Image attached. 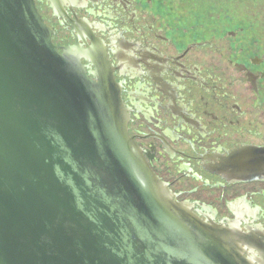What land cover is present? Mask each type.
<instances>
[{
  "label": "water",
  "instance_id": "1",
  "mask_svg": "<svg viewBox=\"0 0 264 264\" xmlns=\"http://www.w3.org/2000/svg\"><path fill=\"white\" fill-rule=\"evenodd\" d=\"M53 32L0 0V264H257L155 173L107 62Z\"/></svg>",
  "mask_w": 264,
  "mask_h": 264
},
{
  "label": "flooded vegetation",
  "instance_id": "2",
  "mask_svg": "<svg viewBox=\"0 0 264 264\" xmlns=\"http://www.w3.org/2000/svg\"><path fill=\"white\" fill-rule=\"evenodd\" d=\"M36 5L55 44L79 40L89 71L96 70L97 52L107 62L129 114L130 135L175 197L209 223L241 229L249 243L245 256L263 261L259 20L244 26L235 21L231 28L222 16L214 22L195 16L175 0H36Z\"/></svg>",
  "mask_w": 264,
  "mask_h": 264
},
{
  "label": "rangeland",
  "instance_id": "3",
  "mask_svg": "<svg viewBox=\"0 0 264 264\" xmlns=\"http://www.w3.org/2000/svg\"><path fill=\"white\" fill-rule=\"evenodd\" d=\"M188 2V0H186ZM185 4V0H175L177 5L185 8L186 12L201 18L210 17L213 22L222 16L224 25L237 24L248 25L259 20L258 30L264 31V0H195ZM180 2V3H179ZM227 16L231 18H227ZM214 18V19H213ZM210 20V22L212 21Z\"/></svg>",
  "mask_w": 264,
  "mask_h": 264
}]
</instances>
